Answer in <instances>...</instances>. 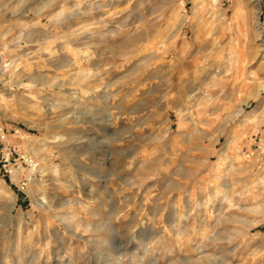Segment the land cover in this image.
Here are the masks:
<instances>
[{
  "label": "rangeland",
  "instance_id": "obj_1",
  "mask_svg": "<svg viewBox=\"0 0 264 264\" xmlns=\"http://www.w3.org/2000/svg\"><path fill=\"white\" fill-rule=\"evenodd\" d=\"M0 264H264V0H0Z\"/></svg>",
  "mask_w": 264,
  "mask_h": 264
}]
</instances>
